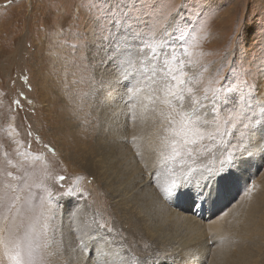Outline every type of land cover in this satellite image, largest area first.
<instances>
[{
  "label": "rangeland",
  "instance_id": "obj_1",
  "mask_svg": "<svg viewBox=\"0 0 264 264\" xmlns=\"http://www.w3.org/2000/svg\"><path fill=\"white\" fill-rule=\"evenodd\" d=\"M178 6L189 27L168 26L167 59L185 61L186 107L233 90L204 128L242 109L227 139L185 144L178 107L147 78L166 50L136 52ZM242 147L239 167L205 184ZM197 184L213 194L193 204ZM45 223L40 264H264V0H0V224L23 236Z\"/></svg>",
  "mask_w": 264,
  "mask_h": 264
},
{
  "label": "snow or ice",
  "instance_id": "obj_2",
  "mask_svg": "<svg viewBox=\"0 0 264 264\" xmlns=\"http://www.w3.org/2000/svg\"><path fill=\"white\" fill-rule=\"evenodd\" d=\"M169 25L173 28V32H180L182 25L184 29L189 27V25L184 24V17L179 12V6L172 9L167 16H164L163 22H161L158 17L151 26V30L147 34L146 38L139 41V46L136 49V52L143 54L145 51L151 50L150 55L146 59H151L152 55L157 52L158 48H164L166 50L164 60H159L158 57L157 59L159 63L153 64L150 76H147L148 70L146 68L143 69L145 75L152 84L164 85L161 88V91L165 96L164 103L178 107L179 110L177 111V115L180 117L181 132L184 133L183 139L185 144L195 142L194 140L188 139V136H194L201 140L207 136L208 139L214 140L216 135L219 134L227 139L225 133H230L232 129L236 127L237 123H243V121L239 119V117L243 115L242 109L237 110V116L232 120L231 127H217L215 129V133L206 132L204 128L218 120V116L216 115L218 108L216 105H219L222 99L219 93L222 91L231 92L233 90L223 88L214 89V97L211 106L202 104L198 100H192L190 106L186 107L185 91L190 95L192 94L193 89L189 87L185 90L183 85L190 81L191 78L188 77L187 80L185 79V77H187V73L184 71L185 61L183 59H180L176 55L171 57V61L167 59V52L176 53L179 51V49L172 46V34L167 31ZM158 34L160 36L159 40H157ZM185 35H187V32H184L176 38L180 41L181 47L184 46ZM165 37H167V39H165ZM133 39H135V37ZM149 41H151V43H149ZM125 51L128 54L125 57L124 63L128 66L122 68L120 78L127 80L130 72L136 71V69L133 68L134 61L132 59L131 51L128 49H125ZM184 52L185 54L187 53L186 48H184ZM169 64H175L177 66L169 67ZM177 72L179 75L176 74ZM251 87L254 88L255 86L253 85ZM173 89H178V91H174ZM204 99H207V97H204ZM223 99L224 105L227 106L230 101L227 98ZM240 100L243 101L244 97L241 96ZM201 112L204 113V117L211 115L213 120L209 121L208 119L202 117ZM172 123H174V121L170 120L169 124ZM225 123H227V121ZM244 128L246 131L241 132V136L246 138L251 129L250 120L248 123H244ZM177 143L178 141L176 140L171 141L172 155L167 158L170 161L175 160L181 155V152L177 148ZM210 149L211 146H209V149L207 150ZM244 151H246V149L242 147L238 152H231L219 161L218 167L206 169V175L203 176L205 184L207 181L213 180L216 176L222 175L226 170H230L233 167H239ZM187 154L190 155V151ZM185 162L187 161H182V163ZM59 179H63V177H59ZM185 182H189L187 177H185ZM174 183L180 185L181 181L176 180ZM205 184H197L196 191H187L184 193L193 204H196L194 197H203L204 199H208L212 196L213 193L211 188H209L207 194H205ZM171 191L172 189L164 190L166 195ZM49 196H51V193H49ZM49 203H51V200H49ZM47 227L48 225L45 223L41 226L42 230L40 232H36L34 234L26 232L23 236H20L15 234L13 226L9 224H0V254H2V256L7 260L8 264H40V257L38 255L42 247L40 240L46 234ZM103 227V225H100V228ZM44 246H46V243ZM130 264H138L137 259L132 257Z\"/></svg>",
  "mask_w": 264,
  "mask_h": 264
},
{
  "label": "bare ground",
  "instance_id": "obj_3",
  "mask_svg": "<svg viewBox=\"0 0 264 264\" xmlns=\"http://www.w3.org/2000/svg\"><path fill=\"white\" fill-rule=\"evenodd\" d=\"M213 206V204L211 205V207ZM4 257L2 256V254H0V264H5V262H4V259H3ZM244 261V259H242V261L241 262H243Z\"/></svg>",
  "mask_w": 264,
  "mask_h": 264
}]
</instances>
